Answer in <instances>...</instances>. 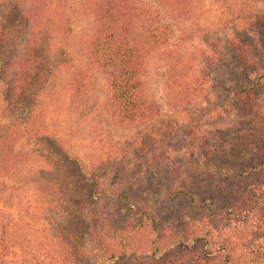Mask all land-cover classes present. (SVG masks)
<instances>
[{
  "label": "rangeland",
  "instance_id": "1",
  "mask_svg": "<svg viewBox=\"0 0 264 264\" xmlns=\"http://www.w3.org/2000/svg\"><path fill=\"white\" fill-rule=\"evenodd\" d=\"M30 2L0 0L5 31L0 51L13 64L0 79V126L11 122L9 107L18 108L23 115L28 107L7 86L15 79V60L24 56L31 38L23 22ZM254 9L261 10L262 4L192 0L191 18L171 24V47L197 77L200 73L209 76L205 93L190 106H174L165 85L164 60L156 54L148 61L144 76L155 114L147 123L128 127L112 115L107 79L85 45L92 18L72 0L53 1L49 13L53 49L63 48L72 62L54 72V87L41 96V135H23L18 161L0 172V264H134L150 252L143 253L135 244L138 233L132 234L134 242L120 247V242L132 237L129 227L124 229L129 222L150 227L154 221L162 232L198 229L210 222L220 225L213 212L193 211L184 196L174 202L165 198L168 166L181 164L182 174L175 185L196 190L200 196L219 197L222 204L235 203L245 189V177H215L217 184L213 185L211 179L195 177L184 165L189 156L205 161L196 148L212 144L216 132L227 154L239 142L236 89L253 83L256 76L236 61L229 44L241 40L263 50L259 32L238 20L242 11L249 14ZM216 49L225 61L206 64ZM218 105L222 107L215 121L210 116ZM251 118L253 126L264 124V110ZM190 132L196 133L192 148L188 146ZM48 136L59 141L68 158L48 143ZM39 178H56L63 193L34 183ZM92 190L98 194L95 203H81ZM48 198L54 201L49 203ZM115 227L117 231H111Z\"/></svg>",
  "mask_w": 264,
  "mask_h": 264
},
{
  "label": "trees",
  "instance_id": "2",
  "mask_svg": "<svg viewBox=\"0 0 264 264\" xmlns=\"http://www.w3.org/2000/svg\"><path fill=\"white\" fill-rule=\"evenodd\" d=\"M53 1L31 0L23 18L31 38L24 56L15 60V79L7 86V91L10 90L13 97L27 101L28 107L25 115L19 113L16 107H9L11 122L0 126V172L8 171L18 161L21 152L17 148L23 135L29 138L41 135V96L54 87V72L72 62L63 48L53 49L55 36L49 17ZM72 1L92 18L85 45L97 69L107 79L109 108L112 115L120 119L119 122L134 127L147 123L155 114L144 76L148 61L156 54L164 60L165 85L172 93L174 106H190L205 93L209 76H201L200 73V77H197L192 66L186 64L171 47V24L191 18L192 0ZM250 1L261 3L262 9H254L249 14L242 11L238 20L259 32L263 50L241 40L229 44L236 54V61L256 76L253 83L240 85L236 89L235 110L241 127L236 132L239 142L227 154L223 140L216 132L212 144L196 148L204 154L205 161L189 156L184 165L195 177L211 179L213 185L217 184L215 177H245L248 180L244 178L245 189L238 193L235 203L222 204L219 197L200 196L196 190H185L175 185L182 174L179 172L181 164L170 163L169 187L165 198L174 202L184 196L193 211L213 212L220 225L214 226L210 222L198 229L186 227L181 232H162L154 221H151L150 227L144 222H129L130 225L124 229L129 227L130 236L138 233L135 244L142 248L143 253L150 252L143 261L134 264H264V124L253 126L251 122L252 116L262 114L264 110V0ZM4 32L3 23L0 22V40ZM9 58L8 54L0 51V79L12 64H9ZM224 59L225 56L216 49L206 59V64L224 62ZM218 106L210 116L215 121L222 107ZM188 137V143L191 142L188 146L192 148L196 133L190 132ZM46 140L61 156L68 158L56 138L48 136ZM181 145L186 144L182 141ZM35 182L46 188L55 187L63 193L56 178H39ZM96 197L97 192L92 190L80 200L81 203L91 204L95 203ZM75 201L79 203L77 198ZM111 231H117V228ZM133 238H126V243L120 242V247L124 248L129 241L134 242ZM72 249L75 250V247Z\"/></svg>",
  "mask_w": 264,
  "mask_h": 264
}]
</instances>
